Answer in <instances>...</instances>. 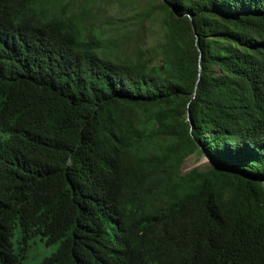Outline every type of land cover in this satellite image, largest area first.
Returning <instances> with one entry per match:
<instances>
[{
  "label": "trees",
  "instance_id": "obj_1",
  "mask_svg": "<svg viewBox=\"0 0 264 264\" xmlns=\"http://www.w3.org/2000/svg\"><path fill=\"white\" fill-rule=\"evenodd\" d=\"M101 1L0 0V264H264V0H158L135 58Z\"/></svg>",
  "mask_w": 264,
  "mask_h": 264
},
{
  "label": "rangeland",
  "instance_id": "obj_2",
  "mask_svg": "<svg viewBox=\"0 0 264 264\" xmlns=\"http://www.w3.org/2000/svg\"><path fill=\"white\" fill-rule=\"evenodd\" d=\"M81 0H77V5ZM76 2V0H75ZM158 0H102L100 12L95 9L93 23L113 38H120V54L135 58L148 49L158 48L164 36L159 21ZM78 10V8H77ZM208 159L198 152L189 155L182 163L183 173L194 167L206 169ZM19 230L12 236L14 249L18 247ZM57 249V244L47 245L40 236L29 241L23 264H38Z\"/></svg>",
  "mask_w": 264,
  "mask_h": 264
}]
</instances>
